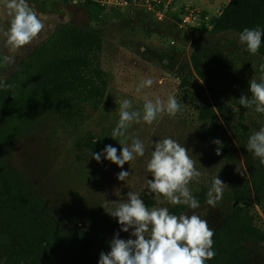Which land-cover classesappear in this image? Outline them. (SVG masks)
I'll use <instances>...</instances> for the list:
<instances>
[{
  "label": "rangeland",
  "instance_id": "obj_1",
  "mask_svg": "<svg viewBox=\"0 0 264 264\" xmlns=\"http://www.w3.org/2000/svg\"><path fill=\"white\" fill-rule=\"evenodd\" d=\"M84 1L74 5L72 0H26L43 20L45 28L29 45L15 51L6 46V38L0 35V88H4L32 53L58 31L68 24L87 25L94 20L92 24L100 29L104 40L101 64L109 80L98 108L79 104L73 95L53 97L51 106L47 107L48 115L16 145L9 164L21 171L34 191L46 199L60 225L103 231L110 239L117 232L126 240L134 239L131 230L129 233L120 230L118 218L109 215L103 206L114 209L113 202L126 200L130 191L137 193L145 205L148 199L155 201L149 209L167 207L170 210L175 206L150 191L147 181L154 178L146 172L154 143L172 138L186 147L196 169L202 173L188 185L195 199L202 193L207 195L213 177L219 176L226 185L215 206L208 205L206 198L198 200L199 208H189L184 213L206 220L214 232L233 206L239 183L249 179L253 170L264 166L246 148L250 136L264 128V113H257L255 105L244 108L239 103L242 95L251 98L249 82L253 78L257 83L264 82V72L260 70L264 55L250 54L237 34L208 36L205 33L198 38L191 37L189 31L170 22L177 14L175 11L168 13L162 26H154L144 10L130 14L125 8L109 10L93 6L89 11L83 6ZM209 2L175 0L173 8L180 11L183 6L193 5L217 15V9L214 12L208 9ZM10 20L5 0H0V28L6 30ZM178 36L180 40L173 45L172 40ZM199 53H202L200 58ZM4 55L11 57L7 65L2 60ZM196 59L211 65L213 88L224 93L228 120L212 99V118L203 120L200 115L205 107L198 97L200 92L193 94L190 90L189 93L181 86L184 79H199L194 69ZM147 78L153 80V85L137 92ZM170 95L181 106L175 117L165 114L151 125L133 123L125 136L111 137L119 121V101L129 99L133 105L131 110L142 112L147 100L155 102L160 98L166 103ZM66 107L72 112H67ZM133 138L145 142V155L137 156L123 169L104 155L99 162L93 159V153L102 154L109 145L117 149L119 156L120 142L130 145ZM217 139L222 144L220 155L216 152L220 146L213 143ZM121 171L130 173L125 181L118 180ZM117 189L121 192L119 197L114 195ZM237 204L250 207L256 226L264 234V202L254 206L240 199L234 203ZM13 260L4 253L0 264H26ZM250 262L264 264V240L252 249Z\"/></svg>",
  "mask_w": 264,
  "mask_h": 264
},
{
  "label": "trees",
  "instance_id": "obj_2",
  "mask_svg": "<svg viewBox=\"0 0 264 264\" xmlns=\"http://www.w3.org/2000/svg\"><path fill=\"white\" fill-rule=\"evenodd\" d=\"M83 6L89 11L99 7L93 0H85ZM173 19L178 20V16L174 14ZM93 21L87 25L68 24L58 31L0 88V262L5 253L17 263L99 264L100 254L111 251L113 239L103 231L60 225L46 199L9 164L16 145L48 115L53 97L73 95L79 104L94 108L102 103L109 80L101 64L104 40ZM245 28L264 30V0H231L198 37L205 33L239 35ZM257 53L264 55V38ZM210 66L196 59L194 69L199 79H184L181 86L193 94L200 92L198 97L205 107L200 115L203 120L211 119L214 113L210 99L228 120L225 96L222 90L213 88ZM70 108L66 107L69 113ZM206 198L205 193L198 196L199 201ZM233 198L234 203L241 199L254 206L263 204L264 166L239 183ZM154 202L148 199L146 207ZM234 203L214 231L215 255L206 264H251L252 249L264 240L250 207ZM188 209L186 205H175L169 213L179 216Z\"/></svg>",
  "mask_w": 264,
  "mask_h": 264
},
{
  "label": "clouds",
  "instance_id": "obj_3",
  "mask_svg": "<svg viewBox=\"0 0 264 264\" xmlns=\"http://www.w3.org/2000/svg\"><path fill=\"white\" fill-rule=\"evenodd\" d=\"M77 4L79 0H72ZM7 14L11 17L10 26L5 30L0 28V35L6 38V46L12 50H18L29 45L45 28V23L31 8L26 0H5ZM264 38V30L259 28H245L239 34V42L246 45L247 51L255 55L259 51ZM3 63L7 65L11 57L4 55ZM264 72V64L260 66ZM264 79V78H262ZM250 94L242 95L239 103L244 108H252L255 105L257 113H264V82L257 83L253 78L250 82ZM153 80L147 78L141 82L137 92L145 87H151ZM132 101L124 99L119 101V121L113 128L111 137L125 136L127 129L133 124L144 123L151 125L158 117L163 115L175 117L181 110V106L174 96H169L165 103L160 98L155 102L147 100L140 110H131ZM220 155L221 141H213ZM122 152L118 156L117 149L107 146L104 153H93V159L101 160L104 155L108 161L118 165L121 169L126 163L137 156L145 155V142L139 138H133L131 144L123 141ZM248 152L260 159L264 164V128L250 136L247 146ZM146 172L154 179L147 181L148 188L157 197L163 196L173 205H186L191 209L200 207L189 190V183L202 175L195 167V161L189 156L185 146H181L172 138H163L154 143V150L147 162ZM130 173L121 171L118 174L119 181H125ZM226 185L218 177H213L212 186L207 193L206 203L215 206L223 196ZM120 190L114 191L119 197ZM114 209L103 206L113 218H118L121 231L129 233L134 239H121L119 232L110 242L111 251L101 253L99 264H206V261L214 258L213 230L206 220L198 215L170 214L167 207L149 209L140 196L130 191L126 200L113 202Z\"/></svg>",
  "mask_w": 264,
  "mask_h": 264
},
{
  "label": "built area",
  "instance_id": "obj_4",
  "mask_svg": "<svg viewBox=\"0 0 264 264\" xmlns=\"http://www.w3.org/2000/svg\"><path fill=\"white\" fill-rule=\"evenodd\" d=\"M97 5L109 10L125 8L132 14L135 10L142 9L149 14L152 25L162 26L168 13L177 12L178 20L170 18L179 28L189 31L191 37H198L200 30L210 25L213 15L206 10L193 5L183 6L180 11L173 8L175 0H93ZM180 19V20H179ZM180 37L172 40L176 45Z\"/></svg>",
  "mask_w": 264,
  "mask_h": 264
},
{
  "label": "crops",
  "instance_id": "obj_5",
  "mask_svg": "<svg viewBox=\"0 0 264 264\" xmlns=\"http://www.w3.org/2000/svg\"><path fill=\"white\" fill-rule=\"evenodd\" d=\"M230 1L231 0H210V6L208 9L213 12L215 11V9H217V12L221 13L223 9L230 3ZM204 4H206L205 1Z\"/></svg>",
  "mask_w": 264,
  "mask_h": 264
}]
</instances>
